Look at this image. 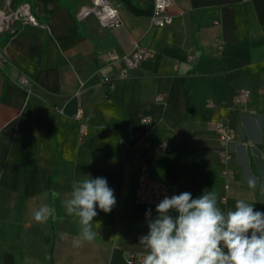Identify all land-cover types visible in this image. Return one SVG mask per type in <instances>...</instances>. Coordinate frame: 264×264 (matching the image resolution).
<instances>
[{
	"label": "crops",
	"instance_id": "0c3cea01",
	"mask_svg": "<svg viewBox=\"0 0 264 264\" xmlns=\"http://www.w3.org/2000/svg\"><path fill=\"white\" fill-rule=\"evenodd\" d=\"M10 1L29 2L46 26L0 34V264H125L145 253V213H157L133 196L143 160L177 194L215 192L225 212L243 199L264 213V0H171L165 27L151 24L154 0H109L116 28L77 18L90 0ZM135 42L152 56L129 69L105 62ZM244 88L249 98L236 103ZM217 121L238 131L225 161ZM89 175L106 178L117 202L110 213L97 207L95 239L77 245L78 220L62 202ZM43 205L56 217L37 223Z\"/></svg>",
	"mask_w": 264,
	"mask_h": 264
},
{
	"label": "clouds",
	"instance_id": "9594fccd",
	"mask_svg": "<svg viewBox=\"0 0 264 264\" xmlns=\"http://www.w3.org/2000/svg\"><path fill=\"white\" fill-rule=\"evenodd\" d=\"M116 202L104 177L89 175L74 182L70 197L62 202L66 214L79 223L74 243L92 242L97 207L110 213ZM155 211V218L151 209L145 213L148 232L139 238L145 249L142 264H264V213L252 203L240 199L234 210L225 212L215 192L193 198L185 191L165 196ZM55 217L56 208L49 205L33 212L37 223Z\"/></svg>",
	"mask_w": 264,
	"mask_h": 264
},
{
	"label": "built area",
	"instance_id": "2783aa9c",
	"mask_svg": "<svg viewBox=\"0 0 264 264\" xmlns=\"http://www.w3.org/2000/svg\"><path fill=\"white\" fill-rule=\"evenodd\" d=\"M5 4L0 6V34L14 33L15 24H31L33 26L45 27L46 22L40 23L36 15L32 12L31 4L29 2H20L13 4L10 0H5ZM171 0H154L151 15V24L154 27H165L170 25L172 16L167 13V8L171 4ZM78 19L86 16L93 15L97 18L98 22L105 27L116 28L122 24L120 11L118 6L111 3L109 0H90L89 5H84L78 8L75 12ZM218 23L217 20H214ZM217 50L222 51V47L218 46ZM106 58L105 62L115 64L122 61L126 68H135L143 59L152 56L150 50L139 42H135L126 54H119L117 51L108 50L103 54ZM7 62L4 53L0 47V64ZM124 70H119L115 74L104 73L102 74L101 81L104 84L110 85L112 80L117 76H124ZM20 85L30 87V79L21 74L18 77ZM250 91L247 88L240 90L235 98L236 103H245L250 96ZM81 110L75 112V118L81 116ZM141 122L147 127H150L151 118L145 114L141 117ZM214 130L219 136L221 143L220 156L223 161L230 157L229 144L238 136L237 129L229 127L222 121H217L213 124ZM138 173L136 178V185L134 187L133 196L137 202L145 204L157 205L165 196L171 197L177 194L175 186L168 185L163 181L156 178L150 167V161H141L138 165ZM144 253H130L125 257V264H142Z\"/></svg>",
	"mask_w": 264,
	"mask_h": 264
},
{
	"label": "trees",
	"instance_id": "16d2710c",
	"mask_svg": "<svg viewBox=\"0 0 264 264\" xmlns=\"http://www.w3.org/2000/svg\"><path fill=\"white\" fill-rule=\"evenodd\" d=\"M9 35V34H8ZM10 36V35H9Z\"/></svg>",
	"mask_w": 264,
	"mask_h": 264
}]
</instances>
